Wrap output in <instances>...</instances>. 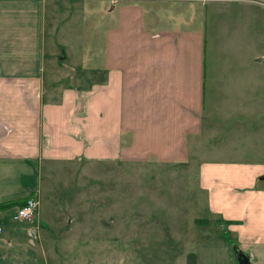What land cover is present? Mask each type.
I'll return each mask as SVG.
<instances>
[{
    "label": "crops",
    "instance_id": "1",
    "mask_svg": "<svg viewBox=\"0 0 264 264\" xmlns=\"http://www.w3.org/2000/svg\"><path fill=\"white\" fill-rule=\"evenodd\" d=\"M147 1L170 2L102 3L96 16L107 39L99 79L49 97L46 43L61 2L0 0V206L17 204L0 208V264L32 257L15 246L27 242V225L11 216L37 198L44 163H189L208 139L204 36L182 27L173 8L156 11ZM194 170L209 220L188 258L236 264L240 251L250 264H264V164L198 161Z\"/></svg>",
    "mask_w": 264,
    "mask_h": 264
},
{
    "label": "rangeland",
    "instance_id": "2",
    "mask_svg": "<svg viewBox=\"0 0 264 264\" xmlns=\"http://www.w3.org/2000/svg\"><path fill=\"white\" fill-rule=\"evenodd\" d=\"M59 1L66 4L55 6L46 43L49 97L72 86L91 88L105 60L107 36L96 13L108 0ZM158 3L145 5L173 8L182 27L204 36L208 139L189 163H44L38 219L22 223L27 242L15 245L32 257L8 258L9 264H195L188 255L209 220L194 182L196 162L264 164V0ZM5 217L11 223L10 213Z\"/></svg>",
    "mask_w": 264,
    "mask_h": 264
},
{
    "label": "built area",
    "instance_id": "3",
    "mask_svg": "<svg viewBox=\"0 0 264 264\" xmlns=\"http://www.w3.org/2000/svg\"><path fill=\"white\" fill-rule=\"evenodd\" d=\"M39 210V201L38 199L30 198L26 201V204L17 208L12 215V221L14 223H32L37 220ZM1 236V229H0ZM31 237V235H30Z\"/></svg>",
    "mask_w": 264,
    "mask_h": 264
},
{
    "label": "water",
    "instance_id": "4",
    "mask_svg": "<svg viewBox=\"0 0 264 264\" xmlns=\"http://www.w3.org/2000/svg\"><path fill=\"white\" fill-rule=\"evenodd\" d=\"M63 59L64 57L61 60ZM234 256H235L236 264H250L248 257L245 254L241 253L240 251H235Z\"/></svg>",
    "mask_w": 264,
    "mask_h": 264
},
{
    "label": "trees",
    "instance_id": "5",
    "mask_svg": "<svg viewBox=\"0 0 264 264\" xmlns=\"http://www.w3.org/2000/svg\"><path fill=\"white\" fill-rule=\"evenodd\" d=\"M30 198L36 199L35 195H32V197H28L23 202H21L20 205L18 206V208L23 207L26 204V201ZM12 206H17V204L15 202H10V203H6V204L1 205L0 208L3 209L5 207L4 209H8V208H11Z\"/></svg>",
    "mask_w": 264,
    "mask_h": 264
}]
</instances>
